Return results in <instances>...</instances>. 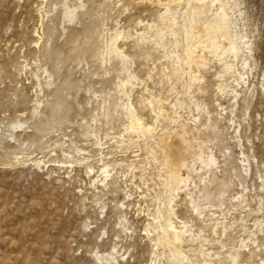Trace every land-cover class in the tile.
Wrapping results in <instances>:
<instances>
[{
    "label": "rangeland",
    "instance_id": "1",
    "mask_svg": "<svg viewBox=\"0 0 264 264\" xmlns=\"http://www.w3.org/2000/svg\"><path fill=\"white\" fill-rule=\"evenodd\" d=\"M82 1L69 21L64 3L79 0H0V264H178L156 241L155 217L167 210L171 181L160 135L180 131L182 123L188 162L201 152L218 164L191 173L189 187L175 192L177 219L200 235L215 264H228L225 256L251 230L244 253L259 246L258 256L242 258L264 264V0L229 5L236 32L252 49L250 67L233 61L247 78L239 86L237 73L221 76L223 65L208 52L207 66L183 64L185 73L177 74L162 46L137 49L148 26L166 28L158 15L168 0ZM119 30L139 77L130 81V102L154 125L151 137L127 130L128 97L118 87L127 75L117 58L100 55ZM173 41L168 51L183 54L184 43ZM193 73L204 77L201 85L188 86ZM143 98L155 99L159 120ZM106 163L111 173L102 182ZM192 200L206 208L202 217ZM183 249L203 264L198 250ZM109 253L116 258L99 259Z\"/></svg>",
    "mask_w": 264,
    "mask_h": 264
},
{
    "label": "bare ground",
    "instance_id": "2",
    "mask_svg": "<svg viewBox=\"0 0 264 264\" xmlns=\"http://www.w3.org/2000/svg\"><path fill=\"white\" fill-rule=\"evenodd\" d=\"M236 1L237 0H168V3L164 4V2L163 4H161L165 7L164 12L158 15V19L162 21H160L161 23H167L166 28L164 29L160 26L161 29L158 30V24H149L150 26L148 27H150V31H143L142 33L140 32V39L136 42L137 44L135 45H137L138 50H143L144 46H146L147 44L151 45V48H155L157 46H162L163 48H165L167 57L175 62L174 67H172L177 74H180V72L182 71H184L185 73V66L190 69L193 66L200 69L207 66L209 62L206 58L205 53L208 52L223 65L221 76L236 72L237 75L234 80L238 82V86L241 82L246 83L247 78L245 77V74L242 73L243 71H235L236 65L233 62L241 59L244 64V69L250 67L249 58L250 52H252L250 40L248 39L247 35L236 32V26L234 27V25L236 24L233 19L234 17L229 13V5L231 4V2L235 4ZM182 3L184 4L182 5ZM171 4H176L177 6H174L173 8ZM180 5L182 6V8H180ZM64 6L65 9L63 11V18L69 21H73L74 19H77L76 17L78 16V8L84 7L85 5L82 0H79L77 6H69L66 2L64 3ZM155 27L156 29H154ZM178 27L179 30L177 29ZM98 31L99 30H97V32ZM102 31L103 30H101V32ZM115 32V34H111L110 37L105 41V52H101L100 55L104 58V55L106 54L107 59L109 58V60L117 58L119 62H121L122 71L127 75V77L125 76V79L120 80L118 86L121 91H123V93L128 97V100L122 104L124 114L129 120L127 130H130V132L133 133H140L144 137H151V135H154L155 133L154 125L149 124L143 117L142 113H140L135 105L130 102V96L134 88L133 83H131L130 81L132 79H138L139 77L134 74L135 72L132 71V68L129 65L131 55L126 53L125 50L121 48L118 42L119 39L125 34V32L122 30ZM92 33L96 32L92 31ZM103 34L104 33H102L101 35L103 36ZM37 36L38 40H36V43H39L42 37L38 34ZM170 36L175 38V41L173 42H175L176 46H178L180 43H184V52H182L183 54H180L176 50V52L168 51V41L172 38ZM168 37H170L169 40ZM170 42L172 44V41ZM105 60L103 59V61ZM203 78L204 77L201 75L194 74L191 77V81L188 86L192 87L196 83L201 85ZM128 84H132V87L130 89L127 87ZM218 87L220 90H225V86L222 83L219 84ZM232 93L233 98L238 97L237 89L234 88L232 90ZM142 103V105H144V109H150L151 111L155 112L156 121L160 119V114H162L163 111L159 109L160 106L156 104L155 99L143 98ZM233 111L231 112V114L234 113ZM231 120H233V118ZM185 125L186 124L184 123L180 124L181 130L177 131L176 133L164 132L160 135V143L163 147V153L165 156L164 164L169 170L171 181H169V184L167 183L169 185L168 191L170 192V197L167 201V204L165 203V206H167V210H163L165 212L161 216L155 217V220H157L156 228L158 231L156 241L158 244H165L169 247L171 257L169 255L168 256L171 258V260H174V262L176 261L178 264H197L194 263L195 261L193 262V259L188 256V254L186 253L187 251L183 249L184 246H187L189 250H198L200 255L203 257V264H215L214 259L207 258V256H209L210 254H206L203 251L204 244L201 241L202 238L200 237V235L196 236L195 234H193L192 226L186 221L177 219L178 216L174 207L175 192L181 190L182 187H184V189L189 187L191 181V173L196 172V174H198L203 169H206L207 172H211L213 171V167L218 164L214 155L211 157L208 156L207 159H203V153L201 154V152H199L197 155L193 154V159L195 161L193 164L188 162L187 154L190 151V143L189 140L186 139L188 130ZM19 126H22V123H16L13 125V127ZM77 151L81 150L77 149ZM64 155L69 158L74 157V155L70 153H65ZM76 160L77 162L82 163L83 161H86L87 158L83 157L82 159ZM197 161H199L203 165L201 166L200 171H198V167L196 166ZM40 163L41 161H37V164ZM89 168L90 171L93 170L91 165L89 166ZM109 169L110 165L107 163L104 164L101 168V173L105 179H102V182H105L108 176H110L109 174L111 172ZM183 169L188 170L187 176H184L182 174ZM213 176H215V173ZM214 178L215 177H213V180ZM187 196H190V193H187ZM191 206L193 212L196 211L198 217H202L206 212V208L201 206L199 203H196L194 200L191 201ZM250 231L248 232V238L242 239V241H240L239 249L235 250L234 253L229 252L225 256L228 264H251L249 261H247L245 258L243 259L242 257L246 256V258L249 259V256H251V258L255 255L258 256L257 251L259 246H256L257 248L255 249H247L248 254L244 253L246 249L243 248H246L248 246V242L251 241V236L253 237V235L255 234L254 232ZM194 244H197L199 246L197 248H194L192 247V245ZM108 256L111 259L116 258L113 253H109L107 256L101 255L99 259L108 260Z\"/></svg>",
    "mask_w": 264,
    "mask_h": 264
}]
</instances>
